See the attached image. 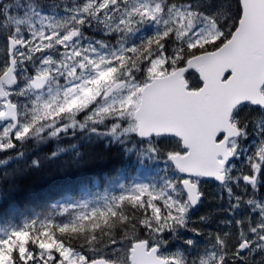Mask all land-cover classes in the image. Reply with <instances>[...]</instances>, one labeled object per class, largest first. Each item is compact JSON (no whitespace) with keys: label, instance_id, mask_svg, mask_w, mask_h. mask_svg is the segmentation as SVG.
Listing matches in <instances>:
<instances>
[{"label":"snow or ice","instance_id":"snow-or-ice-1","mask_svg":"<svg viewBox=\"0 0 264 264\" xmlns=\"http://www.w3.org/2000/svg\"><path fill=\"white\" fill-rule=\"evenodd\" d=\"M36 7L35 0H0V119L12 120L0 131V151L100 98L87 118L168 141L163 150L176 175L160 189L137 186L72 224L12 230L0 238V264H113L77 251L72 240L80 235L89 251L122 246L126 264H264V0H169L167 7L165 0H74L65 18L41 17L39 26ZM96 20L115 42H86L82 28ZM144 21L158 30L126 44L122 34ZM21 80L34 90L53 81L67 86L48 100L38 96L32 118L17 128L13 94L23 91L13 85ZM206 200L216 207L201 212ZM178 229L207 241L190 260L161 251Z\"/></svg>","mask_w":264,"mask_h":264},{"label":"trees","instance_id":"trees-1","mask_svg":"<svg viewBox=\"0 0 264 264\" xmlns=\"http://www.w3.org/2000/svg\"><path fill=\"white\" fill-rule=\"evenodd\" d=\"M168 2L169 0H165V7ZM2 46L0 43V60L5 56ZM249 112V109H245L243 117H247ZM65 130L68 135L80 132ZM68 135L50 136L47 140L38 136L28 140L25 145L20 144L17 151L3 153L9 157H2L0 153V226L8 229L9 234L12 230L21 229L32 222L37 225L46 221L56 225L77 222L79 216L73 215V210L61 212L59 205L79 201L86 195L97 196L100 191L109 188L111 183L122 178L128 180L133 175L135 160H138L139 155L136 150V142L139 139L136 136L134 143L124 144L108 141L102 138L100 133L92 132L81 138ZM63 145L67 150H63ZM54 166L56 167L53 168ZM213 188L208 187L206 194L214 195L216 189ZM117 201L118 198H114L107 205L103 204L97 209L115 206ZM205 203L201 212L216 207L215 204H208L207 200ZM193 218L195 219V216ZM24 219H27L26 224H22ZM111 231L117 238L122 235L118 227ZM181 232L175 239L179 242L172 240V244L177 245L186 256L189 252L196 255L207 243L195 233H186V230ZM4 237L6 236L0 235V238ZM86 239V235H80L72 240V246L87 252L89 245L85 243ZM187 239L193 240L194 244H186L184 241ZM104 240H107V237H104ZM95 247L98 248L99 245Z\"/></svg>","mask_w":264,"mask_h":264},{"label":"rangeland","instance_id":"rangeland-1","mask_svg":"<svg viewBox=\"0 0 264 264\" xmlns=\"http://www.w3.org/2000/svg\"><path fill=\"white\" fill-rule=\"evenodd\" d=\"M73 2L74 0H35V4L38 5V7L34 9L35 15L33 16V20L37 24V26H39V20L41 19V17H51L53 19L65 18L68 13L64 10V6H71ZM17 10L23 11V9ZM149 22L152 21H144L140 23L137 26L135 32L133 33L122 34L124 42L126 44H131L138 38H141L142 26ZM95 31H99V33ZM82 33L86 34L85 39L88 43H92L93 41L115 42L117 39V35L113 33H108L107 29L98 20L93 21L91 26H84L82 28ZM0 43L1 45H3V41H0ZM66 86L67 85L63 84L62 82L57 83L53 81L45 89H42L41 91H36L34 89L26 88L25 81L23 80H21L20 83L13 85L14 89H19L23 91V94H20L19 91H16L13 94L14 100L20 106V126L23 123L30 121V119L32 118V109L35 107L33 101H35L38 96L41 100H48L53 96L62 95L63 88ZM103 102L104 101L102 99L98 98V100L94 102L89 109H84L83 111H78L74 114H65L62 117L58 118L54 123L49 122L46 125H40L39 127H42L43 131H37L34 128L32 132L23 140L15 141V147H12L6 151H17L20 149V144L21 146L25 145L28 140L36 138L38 136H42V139L47 140L50 138V136H61L63 134L68 135L65 132L67 131L65 129H68V131L71 129L73 132L80 131L77 134L68 135L72 138H81V136H87L88 134L93 132L97 134L100 133L102 138L108 141L132 144L135 141V135L123 132L122 128H117V130L113 132L111 130V124L113 121L111 119L95 120L87 118L89 115L92 114L91 108H95L98 105H102ZM10 124L12 123H0V131H2L6 126ZM124 124L126 126L127 121H125ZM100 127L104 129H99ZM57 128H61V131L56 132ZM54 132L56 133L55 135H53ZM155 142V140L137 142L138 149L141 151L144 150V152L141 153L142 158L140 159L141 161L137 165V170H139V172L134 173L130 180L124 181L120 179L116 181L114 185H110L111 187L106 188L104 191H100V194L97 196L86 195L83 199L79 201H72L71 203L67 202L64 204H60L59 206H61V212H66L68 211V209H70L73 210V215L80 216L81 214H86L93 209H97V207L103 204L107 205L114 198L119 199L123 195H127L129 193L134 192L137 189V186H145L150 189L163 188L168 181H171L175 178L176 172L170 171L164 174V171L168 170V168H166L168 164V158L165 152L157 149ZM150 145L151 148L149 147ZM152 148H156L157 150L153 151ZM65 149L67 150V148L63 145V150L65 151ZM6 151H0V153H2V157H9L3 155V153ZM26 223L27 219H24L22 221V224ZM8 231V229H5L4 227L0 226V235L7 236L9 234ZM176 233L178 234L179 231H176ZM118 246L119 245H109L108 247L103 248L101 251L97 252L89 251V249H87V252L83 250L79 252L87 254L90 258L96 255L103 254L111 260H118L119 262H124L125 254L123 247L119 246V253H115L113 251V249ZM177 250L179 249L167 247L164 250V253H171ZM188 257L190 258V255H188Z\"/></svg>","mask_w":264,"mask_h":264},{"label":"bare ground","instance_id":"bare-ground-1","mask_svg":"<svg viewBox=\"0 0 264 264\" xmlns=\"http://www.w3.org/2000/svg\"><path fill=\"white\" fill-rule=\"evenodd\" d=\"M97 152V151H96ZM99 152V151H98ZM103 152V151H102ZM96 155V154H95ZM117 155V154H116ZM97 157V156H96ZM102 158H103V156H102ZM92 159V158H91ZM94 160V159H93ZM87 162V161H86ZM86 164V163H85ZM88 164H90V162L88 163ZM78 165V164H77ZM73 166V165H72ZM56 166H54L53 168H55ZM70 167H71V165H70ZM72 168V167H71ZM80 168V167H79ZM52 169V168H51ZM64 171V170H63ZM67 171V170H66ZM79 171V170H78ZM50 172V171H49ZM87 172V171H86ZM58 173V172H57ZM61 173V172H60ZM89 173V172H88ZM51 175V174H50ZM80 175H82V174H80ZM93 176V175H92ZM70 177V176H69ZM78 177V176H77ZM85 177V176H84ZM87 177V176H86ZM49 178V177H48ZM51 178V177H50ZM82 178V177H81ZM47 179V178H46ZM86 179V178H85ZM90 179V178H89ZM88 180V179H87ZM93 180V179H92ZM61 182V181H60ZM51 183H53V182H51ZM206 204V203H205ZM206 206V205H205ZM210 206V205H209ZM211 207H212V205H211ZM210 208V207H209ZM206 209V208H205ZM172 243V242H171ZM87 247V246H86ZM85 248V247H84Z\"/></svg>","mask_w":264,"mask_h":264},{"label":"water","instance_id":"water-1","mask_svg":"<svg viewBox=\"0 0 264 264\" xmlns=\"http://www.w3.org/2000/svg\"><path fill=\"white\" fill-rule=\"evenodd\" d=\"M2 120H11V118L10 117H5V118L0 119V121H2ZM18 124H19V116L17 117V126H18ZM14 129H16V128H14ZM140 137H142V136H140ZM113 264H120V263L113 262Z\"/></svg>","mask_w":264,"mask_h":264},{"label":"flooded vegetation","instance_id":"flooded-vegetation-1","mask_svg":"<svg viewBox=\"0 0 264 264\" xmlns=\"http://www.w3.org/2000/svg\"><path fill=\"white\" fill-rule=\"evenodd\" d=\"M118 261V260H117ZM124 262H126V260H124Z\"/></svg>","mask_w":264,"mask_h":264}]
</instances>
